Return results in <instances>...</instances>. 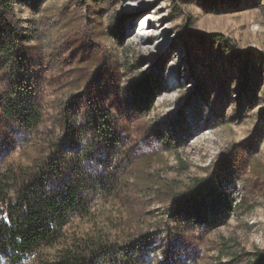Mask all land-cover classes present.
<instances>
[{
  "label": "rangeland",
  "instance_id": "rangeland-1",
  "mask_svg": "<svg viewBox=\"0 0 264 264\" xmlns=\"http://www.w3.org/2000/svg\"><path fill=\"white\" fill-rule=\"evenodd\" d=\"M11 7L43 125L30 132L0 119V170L41 164L50 136L58 141L66 119L75 120L80 139L60 141L62 151L81 152L88 181L114 173L123 183L92 192L91 214L74 228L97 219L121 240L140 238L154 248L155 264L165 252L184 256L175 264L254 262L264 251V0H11ZM6 78L0 69V95ZM142 82L147 102L136 95ZM91 106L114 117L112 155L89 149ZM198 181L232 200L203 224L175 211V197ZM176 233L183 246L172 243Z\"/></svg>",
  "mask_w": 264,
  "mask_h": 264
},
{
  "label": "trees",
  "instance_id": "trees-1",
  "mask_svg": "<svg viewBox=\"0 0 264 264\" xmlns=\"http://www.w3.org/2000/svg\"><path fill=\"white\" fill-rule=\"evenodd\" d=\"M0 7V69L8 84L7 93L0 95V119L30 132L40 131L43 118L35 102L34 74L23 54L24 31L12 20L11 0H1ZM144 84L136 95L147 102L149 89ZM86 120L93 136L89 149L112 155V148L118 145L114 117L91 106ZM63 134L58 141L50 136L52 152L41 164L10 165L0 170V264H155L154 248L144 245L140 238L121 240L97 219L92 228H74L77 217L91 214L92 192L105 186L113 193L123 181L114 173L88 181L81 152L68 155L60 143L79 141L81 133L75 120L66 119ZM175 198L176 215L183 213V220L199 224L210 220L211 211L220 210L217 204L230 208L232 201L201 181ZM171 239L182 246L187 240L177 233ZM164 257L159 264L179 263L184 256L177 258L175 253L165 252ZM251 264H264V251L256 253Z\"/></svg>",
  "mask_w": 264,
  "mask_h": 264
},
{
  "label": "bare ground",
  "instance_id": "bare-ground-1",
  "mask_svg": "<svg viewBox=\"0 0 264 264\" xmlns=\"http://www.w3.org/2000/svg\"><path fill=\"white\" fill-rule=\"evenodd\" d=\"M142 11H140V13H141ZM138 15L139 14H137L136 16H135V18H134V20H133V22L131 23V24H133L136 20H137V17H138ZM146 14H144V15H142L140 18H139V20L143 17V16H145ZM138 20V21H139ZM148 23H147V26H142L141 27V30L143 31V32H145L146 30H149V26H150V23H151V19L150 18H148ZM138 23V22H137Z\"/></svg>",
  "mask_w": 264,
  "mask_h": 264
}]
</instances>
